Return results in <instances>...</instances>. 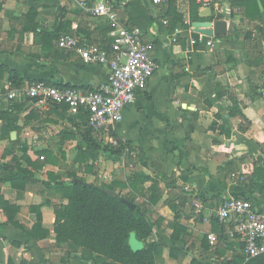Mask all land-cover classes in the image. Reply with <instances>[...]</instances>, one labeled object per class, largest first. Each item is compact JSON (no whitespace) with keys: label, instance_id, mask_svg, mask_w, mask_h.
Here are the masks:
<instances>
[{"label":"crops","instance_id":"1","mask_svg":"<svg viewBox=\"0 0 264 264\" xmlns=\"http://www.w3.org/2000/svg\"><path fill=\"white\" fill-rule=\"evenodd\" d=\"M83 1L87 9H82L77 0H0L3 5L0 12V67L19 72L24 79L19 89H26L31 81H44L96 90L107 79V67L84 65L78 55L59 50L57 41L52 45L53 50H43L40 40H35L33 32L24 30L20 19L34 9L38 13L36 22L42 29L53 31L58 19L59 23L68 22L76 38L84 41L85 46L100 44L112 40L110 28L103 18L93 16L90 10L102 1L111 4L123 26L139 28L142 41L155 47L158 69L147 89L138 92L134 103L124 108L119 124L103 132L107 134L109 144L116 145L112 133L131 142L133 163L129 166L134 171L173 180V183L161 181L164 198L156 207L158 218L164 220L162 229H155L156 241L164 246L159 264L232 261L233 256L240 253L238 246L241 244L234 229H229L227 234L229 243L235 246L228 249L225 256L216 255L214 247L209 251L201 247L204 236L215 235L211 214L222 203L216 205L210 201L202 213L196 214L192 200L202 193L207 198L221 194V199L250 200L264 213V192L257 191L259 184L255 185L258 182L252 179L256 167L264 168V65L261 71L250 68L242 36L237 38L231 34L235 29L241 33L251 30L254 24L241 21L240 12L227 0H214L210 7L197 3L199 8L195 15L204 21L192 22L189 2L176 0V8L185 22L169 33L164 21L165 0L158 4L152 0ZM64 11L62 18L60 14ZM210 17H223L220 21L227 22L225 37L211 39L193 32L194 23L214 24L218 21H208ZM239 24L245 27L241 29ZM208 42L212 46H208ZM13 90L16 89L12 88L8 75L0 69V112L13 103L7 99ZM234 105L248 121L244 130H241V120L230 113ZM33 110L37 111L29 117ZM9 116L17 117L18 121L16 130L10 131L9 139H1L3 122L0 121V165L21 162L23 168L33 174L34 181L26 185L19 183L20 189H15L5 181L10 173L2 172L0 196L19 209L17 224L27 230H31L37 221L33 208L40 207L42 228L49 235L43 240L33 239L10 224L0 207V264H64L61 258L65 246L56 244L53 228L55 209L66 205L67 200L46 184L49 174L59 176L64 182L69 181V173L75 172L82 178L80 165L75 163L82 129L67 118L48 115L32 103L23 112L13 111ZM190 129L189 141L187 133ZM24 147L32 162L42 164L45 154L55 161L45 163L40 169L31 168L21 159ZM149 186L147 183L145 188ZM180 191L191 199V206L182 209V224L189 234L186 246L171 239L169 224L174 221V213L164 203L171 198V193ZM211 246L214 245L210 243ZM171 248L188 250L187 255L174 258ZM67 264L93 263L83 261L77 253Z\"/></svg>","mask_w":264,"mask_h":264},{"label":"trees","instance_id":"2","mask_svg":"<svg viewBox=\"0 0 264 264\" xmlns=\"http://www.w3.org/2000/svg\"><path fill=\"white\" fill-rule=\"evenodd\" d=\"M167 4V11L165 13V22L167 24V31L173 33L179 23L184 24V16L178 12L176 8V0H165ZM191 8V21L199 22L204 21L195 15L199 5L197 0H187ZM232 8L238 9L241 15V21H247L254 24L253 29L244 32L238 30L232 31L234 37L239 38L242 36L243 44L247 51V65L255 70H262L264 65V22L262 19L261 10L259 8V0H227ZM264 9V0H260ZM3 5L0 4V12ZM65 11L60 15L62 18ZM38 13L36 10L31 9L28 14L20 20L24 23V30L26 32H33L35 40H40V45L43 50H53V43L56 42L62 35H71L76 37L71 30V25L68 22L59 23L56 21V26L53 31L42 29L36 22ZM216 19L223 20V17H210L208 21ZM80 44L85 45L84 41L79 39ZM112 40L103 41L102 43L92 44L88 43L86 46H98L101 49L111 52ZM2 72L8 75V81L11 83L12 88L19 89L24 84V79L19 72L10 70L7 67L1 66ZM37 82L44 81H31L30 85ZM46 84L57 88H79L85 92H92L95 89L72 86L69 84H62L58 82H45ZM30 103L35 104L33 100L26 99L22 102H13L5 111L0 112V121L3 122L1 127V139H9L11 130H16L15 124L18 121L17 117H10L13 111L23 112L25 107ZM37 110L30 112L29 117ZM231 115L238 117L241 120V130L248 124L246 117L242 111L234 105L231 110ZM48 115L67 118L74 123L75 126H80L81 130V145L78 148V155L75 158V163L80 165V169H84L86 174L94 173V163L98 160L102 153H108L113 159L120 160L126 157L128 161H132V144L131 142L124 141L114 135L116 145L104 144L98 139L97 132L94 131L88 124V115L82 113L78 116H72L68 113L66 106L52 105L47 110ZM78 122V123H76ZM191 129L187 133V140L190 141ZM27 148L24 147V155L22 161L27 166L35 169L43 168L45 163H54L55 158L45 154V162L38 164L32 162L26 156ZM16 162V159L13 160ZM181 162V158H180ZM91 163V164H89ZM180 165V163H179ZM9 172L10 175L5 181L10 182L12 187L20 189L19 183L23 185L34 181V176L27 169L23 168L20 163L3 164L0 165V173ZM69 181L64 182L54 174L48 175L49 188L52 187L54 191L61 194L66 200L67 204L62 205L55 209V223L54 234L56 244L65 246V251L62 254V262L67 264L72 255L79 253L81 259L85 262L93 264H159L162 260L164 246L158 241L153 239L154 230L162 229L164 220L157 218L153 223L148 218L149 209L156 208L164 198V191L160 187L161 181L173 183L169 177H161L159 175L149 176L142 171H134L126 180H115L110 184L94 185L87 183L83 178L78 177L74 173H69ZM252 179L257 181V191L264 192V168L256 167L252 175ZM150 183L148 188L144 186ZM170 184V183H169ZM23 187V186H22ZM25 187V186H24ZM103 190H109L117 194V198L107 195ZM143 198L141 205H138L137 199ZM123 198L128 202L135 204V210H130L126 205L122 204L120 199ZM197 198L201 199L208 207L209 202L213 201L219 205L225 201L221 199V194H217L211 198H207L205 193L198 194ZM250 201V200H249ZM165 205L174 213V221L169 224L172 229L171 239L175 242H181L183 245L188 244V229L182 224V209L185 206H191V199L187 197L184 191L171 193V198L166 200ZM0 207L3 208L8 217V222L17 228L21 229L28 236L36 240L46 239L49 235L47 230L42 228V214L41 208L35 207L33 210L36 212L37 221L31 230H27L17 224L16 217L19 209L16 206L6 202L0 196ZM261 212L260 210H258ZM212 231L216 235V243L210 247L208 236H204L201 240V247L205 251L210 248L215 249L216 255L225 256L228 249H232L235 245L229 243L228 231L233 230L232 223H221L218 219L212 217L211 219ZM0 226V234L2 232ZM41 233V235H38ZM135 233L137 239L144 243V249L141 252L134 253L129 247L130 234ZM222 247H226L225 249ZM240 253H236L232 261H224L223 264H264V255L258 256L246 262L243 250V244H239ZM222 248V249H221ZM185 249L171 248V256L174 258H182L187 255ZM192 264H201L193 260Z\"/></svg>","mask_w":264,"mask_h":264},{"label":"built area","instance_id":"3","mask_svg":"<svg viewBox=\"0 0 264 264\" xmlns=\"http://www.w3.org/2000/svg\"><path fill=\"white\" fill-rule=\"evenodd\" d=\"M77 1L82 9H87L85 1ZM152 1L154 4L162 2ZM213 2L214 0H197L203 7H210ZM90 12L95 17L103 18L108 24L112 39L111 52L98 46L82 45L71 35H62L56 46L59 50L78 55L86 66L107 67V79L92 92L79 88H57L45 82H37L26 89L11 91L7 99L11 102L33 100L42 111H47L52 105L66 106L72 116L86 113L89 126L96 132H103L123 120L124 108L134 103L138 92L147 89L158 65L154 59V45L142 41L139 28L129 29L123 26L111 4L99 2ZM207 45L212 46V43L208 42ZM192 205L196 214L205 209V204L197 196L193 198ZM212 217L221 223L234 225V234L243 244L242 252L246 262L264 255V213L259 212L251 201L228 197L211 214ZM208 240L214 245L216 236L211 234Z\"/></svg>","mask_w":264,"mask_h":264},{"label":"rangeland","instance_id":"4","mask_svg":"<svg viewBox=\"0 0 264 264\" xmlns=\"http://www.w3.org/2000/svg\"><path fill=\"white\" fill-rule=\"evenodd\" d=\"M222 1V0H219ZM236 26V25H235ZM241 29L245 27L244 24L237 25ZM98 139L101 140L104 144H109V139L107 134L104 132H97ZM133 162L128 161L126 157H122L120 160H114L111 155L108 153H102L98 160L94 163L95 172L94 174L88 176L83 172V169L80 171L82 178L89 184L101 185V184H110L112 181L120 179H128V177L134 172V169L131 168ZM129 166V167H128ZM145 187V186H144ZM138 205H141L144 201L143 198H138ZM158 210L156 208L149 209L148 218L153 223L158 218ZM157 230H155L153 239L157 238ZM166 236V232H163Z\"/></svg>","mask_w":264,"mask_h":264},{"label":"water","instance_id":"5","mask_svg":"<svg viewBox=\"0 0 264 264\" xmlns=\"http://www.w3.org/2000/svg\"><path fill=\"white\" fill-rule=\"evenodd\" d=\"M259 8L261 10L262 19L264 22V9L261 1H258ZM193 32L198 33L202 36H205L207 38H221L225 37L228 33L227 30V22L226 21H217L214 24L208 23V22H200V23H194L193 24ZM107 195L117 198V194L109 191V190H103ZM121 203L126 205L130 210H135V204L128 202L127 200L121 198ZM129 247L134 253L141 252L144 249V243L139 241L137 239V236L135 233L130 234L129 238Z\"/></svg>","mask_w":264,"mask_h":264}]
</instances>
